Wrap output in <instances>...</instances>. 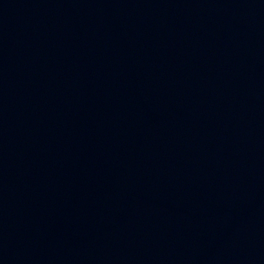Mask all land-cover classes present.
Wrapping results in <instances>:
<instances>
[{
	"label": "water",
	"instance_id": "95a60500",
	"mask_svg": "<svg viewBox=\"0 0 264 264\" xmlns=\"http://www.w3.org/2000/svg\"><path fill=\"white\" fill-rule=\"evenodd\" d=\"M0 264H264V0H0Z\"/></svg>",
	"mask_w": 264,
	"mask_h": 264
}]
</instances>
